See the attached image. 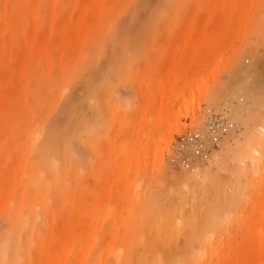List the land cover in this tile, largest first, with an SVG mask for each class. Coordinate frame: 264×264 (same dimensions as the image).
Returning a JSON list of instances; mask_svg holds the SVG:
<instances>
[{
  "label": "rangeland",
  "instance_id": "rangeland-1",
  "mask_svg": "<svg viewBox=\"0 0 264 264\" xmlns=\"http://www.w3.org/2000/svg\"><path fill=\"white\" fill-rule=\"evenodd\" d=\"M169 76L191 116L132 169ZM0 108V264L264 257V0H0ZM68 216L95 231L68 244Z\"/></svg>",
  "mask_w": 264,
  "mask_h": 264
},
{
  "label": "bare ground",
  "instance_id": "bare-ground-1",
  "mask_svg": "<svg viewBox=\"0 0 264 264\" xmlns=\"http://www.w3.org/2000/svg\"><path fill=\"white\" fill-rule=\"evenodd\" d=\"M204 46L203 43H200V45L194 46L195 49H197L196 52L202 50V47ZM187 47L185 46V49ZM212 48H213V44H212ZM209 50V48H208ZM185 51V50H183ZM182 51V52H183ZM207 54V53H206ZM204 54V55H206ZM204 57V56H203ZM205 58V57H204ZM204 58H202V60H204ZM204 63V61L202 62ZM175 70L173 69V72ZM174 80V79H173ZM173 80L170 79V76L166 79L165 83H162L161 86H159V88L156 91V94H161L162 95H168V99L165 101H163L162 103H160L159 108L155 109L154 112L155 113L151 115V120H153L152 124H149V116L147 118V115H145V117L143 118V122L141 124L140 130H139V134L143 135L142 136V140L136 138L134 140V146L131 148V150L127 153V157H129V160L131 162V168H140L142 165L146 166L147 164V159L148 158H153L156 156L157 154V147L156 144L158 142L159 139L163 138L164 140L168 139V136L166 135V132L169 130L170 127L175 125V122H177L176 118H179V115L181 114H185L190 115V112L187 111L188 108V104L187 102L189 100H194L193 95L190 96L192 94V92L195 91V89L199 86V84H193L191 83L188 88L186 87L184 92H182L179 96H177V103L179 104V108L175 109L174 107L171 106V108L169 107L171 105V94H172V90H173V86L174 83L172 82ZM6 91L3 93L5 94ZM151 96V95H150ZM154 105H152L153 107ZM1 110V108H0ZM149 113V112H148ZM189 116V117H190ZM194 117V116H192ZM174 118V119H173ZM215 124H212V127H214ZM17 138H15V140H17L19 142L20 140H28L29 135L23 134L22 132H17L16 133ZM142 141V144H144V149L143 150H137V146L138 144H140ZM17 142V144H18ZM137 161H138V167H137ZM125 171H127L125 169ZM121 173V169L119 170H115V174L118 176ZM262 210L264 211V203L262 206ZM74 213L79 214V209H75ZM18 215V214H17ZM19 216V215H18ZM75 218V217H72ZM70 220V217L68 216V222ZM186 220V219H185ZM184 220V221H185ZM259 220L262 221V225L260 226V229L258 230V237L261 241L260 245L262 246L264 243L263 239H264V214L260 215ZM187 221V220H186ZM27 223V220L25 218H20V217H16L15 219L13 218V222H11V224H13V230H19L20 226H23ZM186 223V222H185ZM188 225V223H186ZM95 231V228H91L89 224H86L85 222H82L80 219L76 218L74 219L72 222L68 223V228L66 229L65 232V237L66 240L68 241V244L73 243V241L75 240V238L77 236H82L83 238L90 235L91 233H93ZM160 231V228L158 230V232ZM161 233V231L159 232ZM164 234V232H163ZM161 235V234H159ZM165 236L163 235V238ZM201 237V236H200ZM166 240L165 238L163 239V241ZM202 240V239H201ZM125 242V241H123ZM128 243V242H127ZM94 243L90 242L86 245V247L90 250L93 248ZM141 245V244H140ZM154 245V244H152ZM151 245V247H152ZM121 246V245H119ZM145 246V245H144ZM140 247V246H136L135 250H134V254L133 257L128 259L126 261L127 264H161V259L159 257V255H154V254H150V256H148V252L150 251V249H152L151 247ZM129 248V246H127V249ZM63 249L66 250H71L72 246L71 245H67L65 246ZM108 249L112 250L113 255H114V264H120L122 259H126L128 254H124L122 255L121 253H119L116 249L108 246ZM203 249V248H202ZM206 252L200 250H192V252L189 254V256L181 263V264H198V262L202 259H204ZM264 255V253H263ZM216 258H217V262L216 264H227L224 263V256H218L216 254ZM241 262L240 264H248V258L247 255L245 254V252L242 253L241 255ZM258 264H264V257L262 258V260L258 263Z\"/></svg>",
  "mask_w": 264,
  "mask_h": 264
}]
</instances>
